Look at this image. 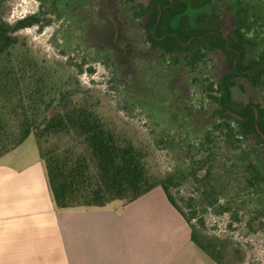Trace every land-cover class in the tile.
<instances>
[{"label": "trees", "instance_id": "obj_1", "mask_svg": "<svg viewBox=\"0 0 264 264\" xmlns=\"http://www.w3.org/2000/svg\"><path fill=\"white\" fill-rule=\"evenodd\" d=\"M121 1L133 4L123 9L133 13L132 20L140 21L146 57L153 65L144 71L147 85L158 87L156 81H162L163 71L165 79L184 70L194 75L198 93L217 105L219 120L198 144L187 138L183 146L177 134L170 132L174 127L163 131V137L164 143L186 148L185 156L191 164H198L197 170L189 172L190 177L197 180V171L207 166L205 177L200 179L204 204L227 212L209 178L215 164L220 157L225 158L229 146L235 150L251 139L264 143V107L241 103L232 95L240 77L264 88V2L231 0L233 28L231 35H226L212 23L207 26V14L196 17L195 12L209 8L211 0H151L146 6L135 0ZM2 7L0 0V158L34 136L58 210L125 205L161 188L190 227L193 243L217 264H225L221 251L192 223L196 214H186L172 195L179 177L156 172L147 148L121 129L100 98L84 90L69 67L39 62L23 47L16 35L19 31L49 22L34 14L10 25L3 19ZM214 53L222 54L228 65L219 81L204 71ZM116 59L108 53V60L120 72L122 64ZM78 69L83 71L82 66ZM125 76L123 73L122 79ZM244 171L249 188L257 191L264 187V175L253 163Z\"/></svg>", "mask_w": 264, "mask_h": 264}, {"label": "rangeland", "instance_id": "obj_2", "mask_svg": "<svg viewBox=\"0 0 264 264\" xmlns=\"http://www.w3.org/2000/svg\"><path fill=\"white\" fill-rule=\"evenodd\" d=\"M135 1L146 6L151 0ZM211 1L209 8L195 12L196 17L207 14V26L212 23L213 28L231 35L232 1ZM131 6L121 0H3L2 13L10 25L34 14L49 22L19 31L16 35L23 47L39 62L69 67L84 90L100 98L121 129L147 148L156 172L179 177L178 186L171 189L172 195L186 214H196L192 223L221 251L225 264H264V187L257 186V191L249 188L244 171L253 163L264 175V143L251 139L235 150L229 146L225 158L220 157L209 177L220 194V206L228 211L220 213L223 210L217 211V205L215 209L207 207L200 181L207 166L197 171V180L190 177L189 172L197 170L198 164H191L185 156L186 148L164 143L163 131L174 127L170 132L177 134L183 146L186 147L187 138L198 144L219 120L215 114L217 105L198 93L200 87L194 82V75L184 70L165 79L163 71L161 82L152 79L158 87L147 85L144 71L153 65L146 57L140 21L132 20L133 13L123 9ZM109 52L121 62L120 72L108 60ZM210 55L212 63L204 71L219 81L228 70L227 62L222 54ZM78 66H82L81 73L77 72ZM158 70L161 72V68ZM123 73L127 78L122 79ZM199 77L202 79V75ZM237 81L232 92L234 99L264 107L263 87H256L245 77ZM255 111L258 113L256 108ZM22 151L39 155L34 136L18 152Z\"/></svg>", "mask_w": 264, "mask_h": 264}, {"label": "crops", "instance_id": "obj_3", "mask_svg": "<svg viewBox=\"0 0 264 264\" xmlns=\"http://www.w3.org/2000/svg\"><path fill=\"white\" fill-rule=\"evenodd\" d=\"M23 145L0 158V264H217L161 188L125 205L58 210L40 155Z\"/></svg>", "mask_w": 264, "mask_h": 264}, {"label": "water", "instance_id": "obj_4", "mask_svg": "<svg viewBox=\"0 0 264 264\" xmlns=\"http://www.w3.org/2000/svg\"><path fill=\"white\" fill-rule=\"evenodd\" d=\"M229 114L233 115V116L236 117V118L242 119L240 116H238V115H236V114H234V113H232V112H229Z\"/></svg>", "mask_w": 264, "mask_h": 264}, {"label": "flooded vegetation", "instance_id": "obj_5", "mask_svg": "<svg viewBox=\"0 0 264 264\" xmlns=\"http://www.w3.org/2000/svg\"><path fill=\"white\" fill-rule=\"evenodd\" d=\"M85 28H86V27H85ZM85 28H84V29H85ZM232 113H233V112H232ZM230 115H231V114H230ZM232 116H233V115H232ZM233 117H234V116H233Z\"/></svg>", "mask_w": 264, "mask_h": 264}]
</instances>
